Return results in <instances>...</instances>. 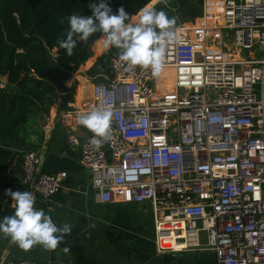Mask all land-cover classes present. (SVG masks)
I'll list each match as a JSON object with an SVG mask.
<instances>
[{
  "label": "built area",
  "instance_id": "1",
  "mask_svg": "<svg viewBox=\"0 0 264 264\" xmlns=\"http://www.w3.org/2000/svg\"><path fill=\"white\" fill-rule=\"evenodd\" d=\"M203 4L195 22L171 27L159 76L113 56L110 74L93 84V106L63 118L75 123L111 106L99 148L91 131L70 143L81 149L99 202L152 204L158 254L211 252L210 264H264V0ZM40 159L23 155V184L48 198L67 173L40 172Z\"/></svg>",
  "mask_w": 264,
  "mask_h": 264
},
{
  "label": "crops",
  "instance_id": "2",
  "mask_svg": "<svg viewBox=\"0 0 264 264\" xmlns=\"http://www.w3.org/2000/svg\"><path fill=\"white\" fill-rule=\"evenodd\" d=\"M140 10L151 3L157 10H164L175 24H189L201 16L204 4L199 9L174 0H120ZM180 1V0H179ZM187 3V2H186ZM179 16L182 20H179ZM133 17V16H132ZM194 17V18H193ZM189 18V19H184ZM132 20V18H131ZM131 23V22H129ZM106 37L93 47V54L84 64L92 62L87 72L82 65L68 72L57 65L53 67L51 80L57 86L58 99L49 115L39 113V125L44 130V139L36 150L40 156L39 171L45 173L66 172L60 191L48 198L32 192L35 207L51 215L58 226L72 224V232L66 235L55 250L34 245L29 250L21 249L10 236L0 232V264L9 261L32 260L36 262L62 261L68 264H208L213 262L211 252L187 251L158 254L155 243V226L150 202L101 203L97 200L91 183V171L80 163L81 149L70 143V136L85 137L90 130L78 121L67 124L63 114L72 108L90 109L93 106L92 87L101 76H107L97 58L108 48L104 47ZM55 57V53H53ZM102 78V77H101ZM6 84H2L5 86ZM8 86V85H7ZM9 88V86H8ZM10 90H15L10 86ZM65 107H61V105ZM47 119L43 126L41 115ZM22 191V189H19ZM17 191V190H12ZM14 204L12 201L13 213ZM11 214V215H12ZM0 213V221L3 220ZM68 247V251H65Z\"/></svg>",
  "mask_w": 264,
  "mask_h": 264
},
{
  "label": "trees",
  "instance_id": "3",
  "mask_svg": "<svg viewBox=\"0 0 264 264\" xmlns=\"http://www.w3.org/2000/svg\"><path fill=\"white\" fill-rule=\"evenodd\" d=\"M93 2L0 0V213L3 217L13 213V200L6 190L23 191V155L36 151L44 139L39 113L49 115L58 99L57 86L51 80L53 67L74 71L89 60L97 41L106 37L97 32L81 40L79 34H74L77 43L71 56L60 46L69 31L68 17L74 13L92 15L89 5ZM108 2L113 11L121 6L125 8L129 13L126 23L131 18L138 19L137 8L130 3ZM186 2L183 3L199 9L203 0ZM32 29H35L33 33ZM121 52L110 46L97 58L104 72L110 74V59ZM10 86L15 90H10Z\"/></svg>",
  "mask_w": 264,
  "mask_h": 264
},
{
  "label": "clouds",
  "instance_id": "4",
  "mask_svg": "<svg viewBox=\"0 0 264 264\" xmlns=\"http://www.w3.org/2000/svg\"><path fill=\"white\" fill-rule=\"evenodd\" d=\"M92 15L74 13L68 17L69 31L67 38L60 41V46L72 55L77 41L87 40L92 34L100 32L106 35L104 47L114 46L121 49L120 59L127 62V67L151 68L153 76H159L167 54V45L175 37L170 30L175 19H170L164 10H157L151 3L138 13V22L126 23L129 13L123 6L113 11L108 0H94L89 5ZM113 111L111 106L99 107L79 117V123L94 135L91 143L99 148L109 138ZM12 197L14 214L5 216L0 221V232L10 236L12 241L23 250L34 245H42L47 250H55L66 235H70L72 224L58 226L43 209L35 207L36 197L29 191L6 190ZM65 247V251H68Z\"/></svg>",
  "mask_w": 264,
  "mask_h": 264
},
{
  "label": "rangeland",
  "instance_id": "5",
  "mask_svg": "<svg viewBox=\"0 0 264 264\" xmlns=\"http://www.w3.org/2000/svg\"><path fill=\"white\" fill-rule=\"evenodd\" d=\"M175 19V18H174ZM184 19H189V18H184ZM179 20L181 21L182 20V18L179 16ZM131 23H133V24H135V23H137L138 22V19L136 20V21H134L133 19L130 21ZM173 26V25H172ZM221 52H222V54L224 53V54H227L228 53V50L226 49V48H223L222 50H221ZM93 63L92 62H89V63H87V64H84L81 68H82V71H84L85 73L87 72V69H84L85 68V66L86 67H88V68H90L91 67V65H92ZM163 74V76L164 77H166V82H167V86L170 84V80L172 79V73L171 72H169V71H165V72H163L162 73ZM163 79V78H162ZM168 90H171L170 88H168Z\"/></svg>",
  "mask_w": 264,
  "mask_h": 264
},
{
  "label": "water",
  "instance_id": "6",
  "mask_svg": "<svg viewBox=\"0 0 264 264\" xmlns=\"http://www.w3.org/2000/svg\"><path fill=\"white\" fill-rule=\"evenodd\" d=\"M34 31H35V29H32L31 33H33ZM40 119L42 121V125L46 126L47 125V119L45 118V116L43 114L40 116Z\"/></svg>",
  "mask_w": 264,
  "mask_h": 264
}]
</instances>
